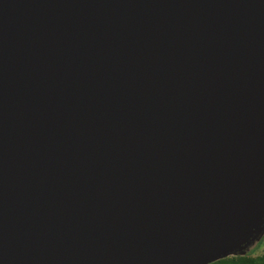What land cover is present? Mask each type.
Returning a JSON list of instances; mask_svg holds the SVG:
<instances>
[{
  "label": "water",
  "instance_id": "obj_1",
  "mask_svg": "<svg viewBox=\"0 0 264 264\" xmlns=\"http://www.w3.org/2000/svg\"><path fill=\"white\" fill-rule=\"evenodd\" d=\"M263 240L264 0H0V264Z\"/></svg>",
  "mask_w": 264,
  "mask_h": 264
},
{
  "label": "rangeland",
  "instance_id": "obj_2",
  "mask_svg": "<svg viewBox=\"0 0 264 264\" xmlns=\"http://www.w3.org/2000/svg\"><path fill=\"white\" fill-rule=\"evenodd\" d=\"M264 255V240L262 241V244L261 246H257L250 254L249 256H244V257H247L246 259H257L261 256ZM232 258H235V257H231V258H228V260L224 259L225 261H219V262H216L214 264H243L242 262L240 261H236V260H232ZM237 258V257H236Z\"/></svg>",
  "mask_w": 264,
  "mask_h": 264
},
{
  "label": "trees",
  "instance_id": "obj_3",
  "mask_svg": "<svg viewBox=\"0 0 264 264\" xmlns=\"http://www.w3.org/2000/svg\"><path fill=\"white\" fill-rule=\"evenodd\" d=\"M262 242L258 245V246H261ZM249 256V255H248ZM247 257H235V258H232V260H236L237 262L240 261L242 262L243 264H264V255L257 258V259H246ZM228 260V259H226ZM225 261V260H223Z\"/></svg>",
  "mask_w": 264,
  "mask_h": 264
}]
</instances>
